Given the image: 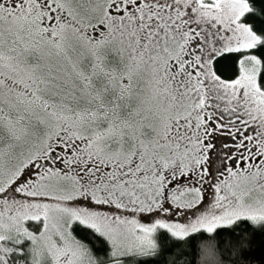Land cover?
<instances>
[{
	"label": "snow or ice",
	"instance_id": "1",
	"mask_svg": "<svg viewBox=\"0 0 264 264\" xmlns=\"http://www.w3.org/2000/svg\"><path fill=\"white\" fill-rule=\"evenodd\" d=\"M0 264H264V0H0Z\"/></svg>",
	"mask_w": 264,
	"mask_h": 264
}]
</instances>
